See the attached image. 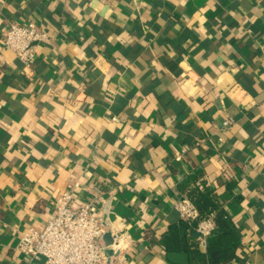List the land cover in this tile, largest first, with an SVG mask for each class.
I'll use <instances>...</instances> for the list:
<instances>
[{
    "label": "crops",
    "instance_id": "0c3cea01",
    "mask_svg": "<svg viewBox=\"0 0 264 264\" xmlns=\"http://www.w3.org/2000/svg\"><path fill=\"white\" fill-rule=\"evenodd\" d=\"M27 20L52 35L30 66L3 45ZM197 169L240 236L225 264H264V0H0V264L67 188L130 264H195L162 234Z\"/></svg>",
    "mask_w": 264,
    "mask_h": 264
},
{
    "label": "built area",
    "instance_id": "2783aa9c",
    "mask_svg": "<svg viewBox=\"0 0 264 264\" xmlns=\"http://www.w3.org/2000/svg\"><path fill=\"white\" fill-rule=\"evenodd\" d=\"M52 35L40 28L34 21L12 22L3 38V45L13 50L21 63L30 66L37 55L40 43L49 42ZM232 123L226 118L224 126ZM181 156L178 155L177 159ZM74 189L67 188L57 197L54 212L41 226H30L20 232L17 248L27 260L22 264H130L125 249L120 246L119 235H112L111 245L115 254L108 261L103 239L106 226L100 207L91 200L83 205H74ZM184 219L199 215L197 206L186 196L176 203ZM214 229L213 221L207 217L199 221L197 231L206 238ZM117 245V249L114 246ZM128 248V247H127Z\"/></svg>",
    "mask_w": 264,
    "mask_h": 264
},
{
    "label": "trees",
    "instance_id": "16d2710c",
    "mask_svg": "<svg viewBox=\"0 0 264 264\" xmlns=\"http://www.w3.org/2000/svg\"><path fill=\"white\" fill-rule=\"evenodd\" d=\"M179 189L197 206L199 215L170 223L162 234L166 253H184L188 261L195 264H225L235 258L240 245L237 226L207 183L202 169L189 173L179 184ZM207 217L213 221L214 229L205 238L207 250L202 251V236L195 231L199 221Z\"/></svg>",
    "mask_w": 264,
    "mask_h": 264
},
{
    "label": "water",
    "instance_id": "95a60500",
    "mask_svg": "<svg viewBox=\"0 0 264 264\" xmlns=\"http://www.w3.org/2000/svg\"><path fill=\"white\" fill-rule=\"evenodd\" d=\"M106 10H107L106 7H104L102 12L104 13V12H106ZM195 234L199 235V232L195 231ZM103 239H104V242L106 245L105 254H106L108 261H109L111 256L113 255V249H112L111 245L114 243V238H113L110 231H106L104 236H103Z\"/></svg>",
    "mask_w": 264,
    "mask_h": 264
}]
</instances>
